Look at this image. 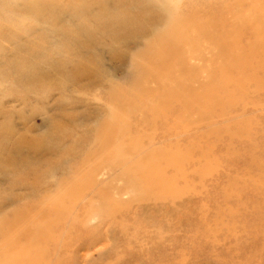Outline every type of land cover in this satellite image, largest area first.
<instances>
[{
    "label": "rangeland",
    "instance_id": "obj_1",
    "mask_svg": "<svg viewBox=\"0 0 264 264\" xmlns=\"http://www.w3.org/2000/svg\"><path fill=\"white\" fill-rule=\"evenodd\" d=\"M0 264H264V0H0Z\"/></svg>",
    "mask_w": 264,
    "mask_h": 264
}]
</instances>
